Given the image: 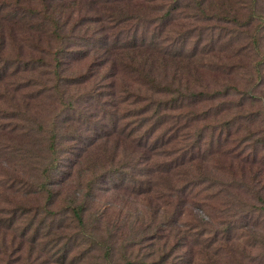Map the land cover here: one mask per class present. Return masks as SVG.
I'll return each instance as SVG.
<instances>
[{"label": "trees", "instance_id": "obj_1", "mask_svg": "<svg viewBox=\"0 0 264 264\" xmlns=\"http://www.w3.org/2000/svg\"><path fill=\"white\" fill-rule=\"evenodd\" d=\"M32 1L39 7H29ZM155 1L97 0L99 19L87 20L100 28L93 36L73 37L64 29L71 28L74 9L79 10L74 0H0V118L17 129L24 112L36 116L69 89L79 95V86L97 75L89 97L101 98L93 111L83 113L69 96L72 114L49 123L52 157L39 169L48 207L59 198L60 186L81 188L85 198L73 200L70 211H52L48 221L21 222V232L34 243L55 238L49 244L57 264H75L101 251L111 259L120 244H125L123 264H264V252L251 255L252 249L264 251L259 229L264 216V157L259 160L264 146V38L257 31V20L264 24V16L252 13L250 0L244 19L233 11L205 16L236 28L230 42L245 41L226 58L213 40L191 50L176 47L164 23L177 18L172 17L175 7L168 6L179 0H162L167 9L159 17L161 6ZM145 9H156L153 23L160 21L148 32L150 39L135 34ZM75 24L83 26L84 19ZM124 26L134 32L129 41L120 38ZM112 29L115 39L109 34ZM183 32L178 38L188 42ZM230 57H246V63ZM84 59L92 61L84 75L68 74ZM241 68L245 76H230ZM202 72L213 74L211 84ZM233 78L249 82V87L240 90ZM260 102L262 106L253 109ZM61 123L76 126L78 132L67 149L57 143ZM7 129L0 123V131L12 132ZM59 152L64 155L57 156ZM97 189L144 203L139 211L145 213L146 208L148 217L136 218L139 226L131 228V239L121 237L123 227H114L116 232L105 240L95 237L93 232L109 227L100 219L91 226L85 221V200ZM194 209L211 223L202 222ZM213 212L220 216L215 230L208 229ZM55 216L61 219L52 226ZM45 222L50 224L48 232ZM67 228L68 235L51 234L52 229ZM142 242L152 250L138 255L133 250Z\"/></svg>", "mask_w": 264, "mask_h": 264}, {"label": "rangeland", "instance_id": "obj_2", "mask_svg": "<svg viewBox=\"0 0 264 264\" xmlns=\"http://www.w3.org/2000/svg\"><path fill=\"white\" fill-rule=\"evenodd\" d=\"M96 1L97 0H74L77 7H79V10L74 9L73 18L71 20L72 26L71 28L65 27L64 32L67 33L68 30L69 32L71 31V33L68 32V34L73 37L84 34H92L93 36V34L100 28V25L95 24L94 22L89 23L87 19H99V6ZM161 1L162 0L155 1V4L161 6L160 10L157 12V17L163 15L167 9L166 5H161L163 4ZM248 1L249 0H179L177 5L171 4L168 6L175 7L172 17L176 15L178 16L176 19H170L169 17L166 21L164 20V30L170 32L169 35L174 38V41H176V47L185 46L188 50L196 47L198 43L208 44L213 40L215 47H221L227 58L231 52L241 49V46L244 45L245 41H241V38H237L235 42H230V32L236 28L229 23L207 20L205 16L220 15L224 14V12L229 13L233 11L237 17L244 19L248 14L249 7H251L248 4ZM250 1L253 2L252 13L255 14L256 17L264 16V0ZM34 3L35 4L29 3V7H39L38 3ZM233 4H235V6H232ZM24 5H26V3H24ZM156 9H145L139 13V18L141 20L138 22L135 33L138 37L145 33L148 35L146 37L149 38L152 34L148 32H150L153 27L157 26V24H160V21L156 22V24L153 23L152 13ZM197 15L200 19L197 18ZM187 17H193V19ZM80 18L84 19L83 26L75 24V20H79ZM257 21V26L260 27V29L257 30L256 27V30L259 31V36L264 38L263 21L261 19ZM124 27L125 32L119 37L123 41H129L131 37L130 35L134 32H131L129 28L130 26ZM6 28L8 29V26ZM181 30L186 34L188 42H181L179 40V31ZM113 31H115V29L109 30V34L115 39L114 33H112ZM171 31L178 32V34H172ZM257 31L255 34H258ZM262 45H264V39L263 42H261V46ZM262 48H264V46H262ZM252 57L253 56H250L249 61H251ZM245 58L230 57V60L236 62L242 60L243 63H246ZM90 63H92L91 60H79L77 64L71 66L68 74H71L72 76L84 75L89 69V66L91 65ZM232 72L233 73L230 74L231 77H242L245 76L246 69L241 68L236 72ZM202 73L203 74L201 75H203V79L211 84L213 81L211 78L213 77V74L206 76L208 75L207 73ZM234 78V86H237L240 90L244 91L249 87V82L247 84L246 81L240 82ZM9 79L10 78H7L6 81ZM95 80L99 81L98 75ZM95 80L93 79L88 83H84L83 86H79V95L75 94V89H69L65 96L61 94L58 99L55 97L51 103L44 105L43 109H40L36 116H32L31 112L28 114L24 112L25 114L24 117H22V121L18 122L19 126L22 127L21 131L18 130L20 128L18 125L17 129L16 127L13 129L14 127L12 128L11 126L12 122L9 123L7 120L0 118V123H4V127L12 130V132L0 131V264H57L54 263L53 260L57 257L52 255L54 248L49 244V242L52 243L55 238L50 237L34 243L30 238L23 235L20 226L27 221H32V223L44 222V220L48 221V216H51L50 214L52 211L57 213L70 211L73 200L80 201L82 198H85V190L81 188L77 189L75 186L68 185H65L64 187L60 186L58 187L60 194L59 198L51 208L48 207V199H46L47 194H43L40 190V184L42 183L43 178L39 169H41L43 165H47L52 157L50 147L52 128H50L49 123L58 121L59 119H62V117L72 114V110H68L67 108L69 96L72 95L73 104L77 105V107H75V109H77L76 111H82L83 113H86L87 110L93 111L95 107H97L99 101H101L100 97H89V94H93L90 92V87ZM79 97L83 98L76 99ZM261 106V102L254 104L253 109H257ZM34 118L36 122L34 121ZM9 126L11 128H9ZM56 132L59 134L57 143H62L59 148L64 147L65 149L71 145V142H69L70 139L72 140L78 133L76 126H70V124L65 126L63 123H61L59 129L57 127ZM16 133L18 135L17 137L15 135ZM20 135L23 136L21 137ZM66 135L69 136L65 138L66 141H64V136ZM63 153L64 152H59L57 156H62L64 155ZM259 153L260 160V155L264 157V146L260 147ZM94 194L93 197L85 200L87 208V211H85V221L88 226H91L98 224V220L100 219L102 223L107 222L109 226L107 231H103L101 228L96 230V232H93L97 239H101V237H103L104 240L107 239L110 234L116 232L114 227H123L124 229L121 233L124 235L121 237H129V239H131V228L135 227L136 231L139 226L136 222V218L147 219L148 217L146 208L145 213L139 211V208H144V206H142L144 203L141 201L135 203L130 195V198H128L123 193L101 189L95 190ZM244 198L246 197L244 196ZM237 208L238 207L234 209ZM219 209L222 210V207H219ZM193 213H195L202 222L208 221L211 223L210 218L201 210L194 209ZM239 213L240 212H238V214ZM212 215L211 218L213 219V222L208 229L215 230L217 228L216 223L219 221L220 216L216 212H213ZM159 218L160 216L158 215L157 219ZM60 219V216H55L50 224L53 223L55 225ZM159 220L161 221V219ZM45 223L47 225L49 224L48 222ZM260 223L259 229L262 230V233L264 234V216L260 218ZM49 225L44 229V232L49 231ZM140 227L141 230L145 229L143 223L140 224ZM68 230L69 228L66 230L63 229L61 232H55L54 229H52L51 234L57 233L68 235ZM241 239L245 244L249 241L246 237ZM145 245L147 246L146 242H142L139 247H135V250H133L134 253L143 255L148 253V251L151 252L152 248H145ZM184 247L185 246H183L182 249ZM117 248V254L114 253V258L106 259L104 251H101L100 253L93 254L91 259L87 258L82 261L78 260L75 264H91L92 262H95V264H123L125 244H120ZM252 250L251 255L258 254L260 256L261 253L264 252L262 249L258 250V248Z\"/></svg>", "mask_w": 264, "mask_h": 264}]
</instances>
